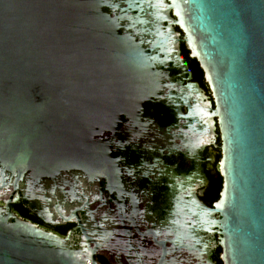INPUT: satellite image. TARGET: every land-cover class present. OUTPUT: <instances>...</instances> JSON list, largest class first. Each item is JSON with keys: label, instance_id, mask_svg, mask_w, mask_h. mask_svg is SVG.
Wrapping results in <instances>:
<instances>
[{"label": "water", "instance_id": "obj_1", "mask_svg": "<svg viewBox=\"0 0 264 264\" xmlns=\"http://www.w3.org/2000/svg\"><path fill=\"white\" fill-rule=\"evenodd\" d=\"M181 42L208 78L223 140L221 198L199 221L221 229L226 264H264V0H0V264H97L96 248L13 202L35 179L94 183L98 128L158 96L173 62L187 67ZM194 101L211 107L205 94ZM79 212L40 215L85 232Z\"/></svg>", "mask_w": 264, "mask_h": 264}, {"label": "flooded vegetation", "instance_id": "obj_2", "mask_svg": "<svg viewBox=\"0 0 264 264\" xmlns=\"http://www.w3.org/2000/svg\"><path fill=\"white\" fill-rule=\"evenodd\" d=\"M180 48L187 67L173 62L165 69L158 96L121 106L120 117L117 112L98 128L94 183L67 174L32 180L26 192L19 190L13 211L62 237L72 231L77 248L97 249V264H226L221 229L199 221L203 207H216L224 185L218 107L199 61L185 42ZM169 90L179 97L170 99ZM198 94L211 107L194 101ZM57 205L79 208L85 232L76 220L51 224L41 217L45 206Z\"/></svg>", "mask_w": 264, "mask_h": 264}, {"label": "trees", "instance_id": "obj_3", "mask_svg": "<svg viewBox=\"0 0 264 264\" xmlns=\"http://www.w3.org/2000/svg\"><path fill=\"white\" fill-rule=\"evenodd\" d=\"M34 222V221H33Z\"/></svg>", "mask_w": 264, "mask_h": 264}]
</instances>
